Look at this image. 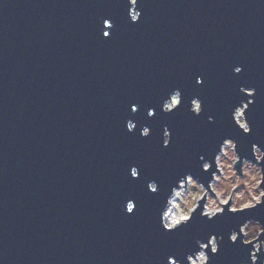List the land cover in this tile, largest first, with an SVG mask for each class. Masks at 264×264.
<instances>
[{"label":"water","instance_id":"water-1","mask_svg":"<svg viewBox=\"0 0 264 264\" xmlns=\"http://www.w3.org/2000/svg\"><path fill=\"white\" fill-rule=\"evenodd\" d=\"M135 2L133 22L130 0H0V264H187L213 232L223 239L216 254L209 246V264H240L264 239V204L229 213V198L223 214L209 220L198 209L173 230L159 214L185 173L214 196L219 169L213 160L203 172L200 157L212 159L224 137L237 141L241 176L243 161L255 164L251 145L264 149V0ZM177 88L181 104L166 113ZM249 99L244 134L231 113ZM247 218L261 230L244 245Z\"/></svg>","mask_w":264,"mask_h":264},{"label":"clouds","instance_id":"clouds-1","mask_svg":"<svg viewBox=\"0 0 264 264\" xmlns=\"http://www.w3.org/2000/svg\"><path fill=\"white\" fill-rule=\"evenodd\" d=\"M130 4L133 6V10L131 11V20L133 22H136L141 15V13L138 10H135V5L137 2H134V0H130ZM242 71V66H236L234 68L235 73H240ZM197 83H201L203 81V77L198 76ZM241 92L247 93L249 97H252L254 93L256 92V89L253 87H243L240 88ZM182 101V93L180 89H173L169 95L168 98L163 101L162 104V110L164 112H171L174 109H176ZM241 101L232 110V118L235 123L243 131L244 134H249L251 132V124L249 123L245 112L249 108V105L253 103L252 99H249L248 101ZM191 107L190 110L193 112V114L199 115L202 111V101L198 97H193L190 101ZM243 106V110H242ZM133 108H136V105H133ZM154 113V109L148 110V115L151 116ZM241 118L243 119V122H241ZM214 120L213 116H208V121L212 122ZM126 127L129 131H132L135 129L136 125L133 121H128L126 124ZM151 129L149 126L145 125L140 129V134L144 137H147L150 135ZM163 139L162 143L164 146L169 145L171 140V129L165 125L163 129ZM251 151L254 156L255 164H252V159L249 160V169L252 171H259V169H264V166H262V162H264V149L260 147L259 144L253 143L251 145ZM238 154V145L237 141L230 137H224L222 139V142L218 146V151L215 153L214 157L212 159H207L203 156L200 157L201 163L200 168L203 172L208 173V165L211 164L213 167V160L215 169L218 165H221L223 163H227L228 161L235 162V157ZM231 167V165H228ZM136 169L138 172V168L133 165L130 169L131 176L137 177L132 175V170ZM212 173H210V176ZM193 175L191 173H185L182 177L178 178L175 181V185L171 188L170 195H168L165 203L162 205V207L159 209V214L162 220V225L165 230H173L176 229L178 226H180L182 223L189 222L193 218V214L197 212L199 209V214L201 217H207L209 220H212L213 218L217 217L218 214H223L224 209H221L217 207V205L213 202L211 205H208L205 203V205L197 206L195 204V201L197 199V192L194 190V182H193ZM196 178V177H195ZM198 179V178H196ZM214 188L213 190L216 191L217 188L221 189L220 192H217V196H220L222 193H227L230 197L234 199H238L242 196L243 190L240 193H236L234 189H229L226 187L224 182L222 181L220 176H216L214 180ZM259 181L257 184L252 185L251 188H247L248 195L251 196V200L242 204L239 208H231L227 209L229 213H236V212H242L246 209L255 208L258 205L264 204V188L259 187ZM148 189L156 192L158 191V184L155 180H151L148 182L147 185ZM258 191V194H257ZM181 192L184 193L181 202L178 203L175 199L176 196H179ZM202 198V197H201ZM133 201L129 200L126 204V211L131 213V205H133ZM183 204V207L181 206ZM175 209V210H173ZM244 222H249L253 224V228L257 224H261V222L258 219L253 218H247L244 220ZM241 235L240 231V225L237 228H232L228 232V239L231 242H236L238 239V236ZM247 233L243 234L242 237V243L244 245L250 244L246 242ZM223 239V236H217L216 233H210L207 237V240L203 239H197L196 240V248L186 255L185 259L187 264H209L210 261V255L207 251L210 246V252L212 254H216L220 247V241ZM264 251V239H259L257 244L253 245L250 252H249V259L242 260L240 264H257V261L259 259L258 253H261ZM169 260H172V257H169ZM173 264H181L180 260H174ZM260 264H264V260L260 261Z\"/></svg>","mask_w":264,"mask_h":264},{"label":"rangeland","instance_id":"rangeland-1","mask_svg":"<svg viewBox=\"0 0 264 264\" xmlns=\"http://www.w3.org/2000/svg\"><path fill=\"white\" fill-rule=\"evenodd\" d=\"M241 122H243L242 118H241ZM236 159L237 157H235V160ZM249 163H250L249 161H243V165L241 168L242 176L237 174L236 170L234 169V162L232 161H228L227 163H223L221 165H218L217 167V169H219V173L216 172V176H220L226 187H228L230 190L234 189L236 193H240L243 190V194L241 197H239L234 201V199L230 197L227 193H222L220 196H217V192H220L221 189L217 188L216 191H214L213 190L214 183H212V185L210 183L209 186H210V190L214 194L213 196L208 190H206L204 187H201L200 184L195 179H193L194 190L197 192V199L195 201V204L196 205L198 204V200L202 199L201 197L203 196L204 193H205L204 195L205 200L203 205H205V203L211 205L214 202L217 205V207L221 209H223L222 205L226 204L229 198H230V202H229L230 208H239L242 204L250 201L251 196L248 195L247 188H251V186L257 184L258 181L260 182L261 174H260V170L258 172L250 170ZM229 164L231 165V167L228 166ZM183 195L184 193L181 192V194L178 196L176 200L178 203L181 202ZM181 206L183 207V204H181ZM241 229L243 234L247 233L245 237L246 242H249L250 240L257 238L261 230L258 224L255 225V227L253 228V224L249 222L246 225H244Z\"/></svg>","mask_w":264,"mask_h":264},{"label":"snow or ice","instance_id":"snow-or-ice-1","mask_svg":"<svg viewBox=\"0 0 264 264\" xmlns=\"http://www.w3.org/2000/svg\"><path fill=\"white\" fill-rule=\"evenodd\" d=\"M134 2H135V0H134ZM104 23H105V24H109L110 22H109L108 20H105ZM109 34H110V33H108V32H105V33H104L105 36H107V35H109ZM132 175H133V176H138V175H139V172H138L136 169H133V170H132ZM130 210H131V211L134 210V204L131 205Z\"/></svg>","mask_w":264,"mask_h":264},{"label":"bare ground","instance_id":"bare-ground-1","mask_svg":"<svg viewBox=\"0 0 264 264\" xmlns=\"http://www.w3.org/2000/svg\"><path fill=\"white\" fill-rule=\"evenodd\" d=\"M217 167H218V166H217ZM215 177H216V172L214 173V179H215ZM214 179L212 180L211 185H212V183L214 182ZM177 198H178V196L175 197L176 200H177ZM173 210H175V209H173Z\"/></svg>","mask_w":264,"mask_h":264}]
</instances>
